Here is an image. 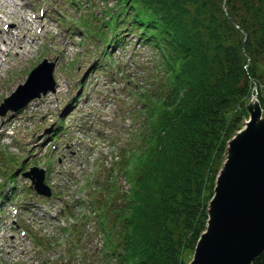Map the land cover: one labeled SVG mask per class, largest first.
<instances>
[{"label": "trees", "instance_id": "trees-1", "mask_svg": "<svg viewBox=\"0 0 264 264\" xmlns=\"http://www.w3.org/2000/svg\"><path fill=\"white\" fill-rule=\"evenodd\" d=\"M220 1L221 20L204 17L203 24L200 12L208 3H197L192 12L190 0H116L115 9L106 12L108 28L117 32L119 24L126 26L161 49L164 73L147 93L148 125L128 159L133 186L115 215L116 264H187L186 252L195 249L207 228L223 154L241 121L237 110L254 84L264 114V84L250 54L254 38L257 54L264 55V36L251 35L231 0L225 7ZM258 1L246 3L264 32V0ZM202 28L212 44L208 48ZM243 31L248 34L244 47ZM232 32L242 35L238 44L225 37ZM242 114L248 116V109ZM253 264H264V252Z\"/></svg>", "mask_w": 264, "mask_h": 264}, {"label": "rangeland", "instance_id": "rangeland-1", "mask_svg": "<svg viewBox=\"0 0 264 264\" xmlns=\"http://www.w3.org/2000/svg\"><path fill=\"white\" fill-rule=\"evenodd\" d=\"M2 1L3 0H1L0 2ZM35 1L36 7L33 6L31 8V11H29V16L34 15L36 16V18L41 19L43 23H47L50 26L48 28V31H46L42 36V40L39 41V39H37L39 44L42 41L43 43L40 44L38 50L34 53V57L30 58L27 61H24L23 66L19 65L20 67L15 69L17 72L15 70L9 71L8 78L0 83V103L5 97L9 96L16 89L18 84L24 83L26 81L28 72L34 65H36L37 62H39V60L47 57L49 59L56 60L59 64V69L56 72L58 82L62 84L65 83V81H63L64 79L67 78L69 80V88L71 87V94L69 96L70 99L75 95L80 96L82 94L88 93L87 95L93 98V105H91L90 110L98 107L99 112L103 111V114L110 115L112 112L116 113L118 110V106H120L122 108L119 113H122L123 111H129L134 118H138L139 120H142L144 122L146 114H144V112L140 110L139 105L137 104L138 101L133 102V104L131 103V100L128 98L130 97V93L128 92V89H126V87L128 86V80H131L134 86L139 85L140 87L141 85L146 86L145 90L150 89L151 84L149 82V79L150 75L152 74V65H154V62L156 60H154L153 57H156L158 50L155 49L154 51H151L150 49H141L139 47H134L133 43H130L125 48H123L124 46L118 48L116 47L111 51L113 53L111 59L107 60L105 65L109 66V70L102 69L100 72L92 74H85L86 71L84 72V70L88 67H90V70L91 68H94L95 60L96 58H99L101 48L99 47L96 38L92 37L91 34L85 29H81L80 25L84 21V19H88L89 23H92V25L102 24V19L106 17V15L104 14L106 8L114 7L115 1L75 0L81 3L80 10L76 9V5L71 4V2H69L70 0ZM220 2V0H190L189 6L192 9V12H194V7L195 5H197V3L199 5L200 3H208V7L204 8L203 12H200V19L203 24L204 17H206V19L212 18L214 20H221L220 18L222 17V15L218 11ZM254 2L257 5L260 4L258 0H254ZM247 3L246 0H231V7H234L235 10H237L238 19L245 24L247 29L251 32V35L257 32L259 33V37L261 38L264 36V32L259 31L260 19L257 16L256 11L249 10L250 4ZM259 7L262 8L261 5ZM4 10L8 11L9 9L6 8ZM23 16L26 17L25 12L23 13ZM206 23L208 24L209 20H206L205 24ZM11 24L12 26H14L13 23ZM37 24L38 23L34 24L33 26ZM46 27L47 26L44 25L41 28L46 29ZM201 31L204 35L203 41H205L208 48V43L210 42L208 40L207 30H203L202 28ZM36 37L37 36H33L35 40H32V43L27 45L30 47L31 53L27 56H25L26 53L23 54L26 59H28L29 56L33 53L31 48L36 43ZM225 37L235 44H238L242 40V35L238 32H232L231 34L227 33ZM251 41L253 44L250 51V54L253 58L252 63L253 66H255L258 75L261 76L262 83L264 84V55L262 53L257 54V52L259 51V43L255 41L254 38H252ZM210 45L212 44L210 43ZM211 50L212 49L206 50V55L208 58L209 56H212ZM11 53H13V51ZM7 60L9 61V58H7ZM14 65L15 64L12 63V67ZM120 65L124 71V74L118 73L117 77L113 76L112 72H115L116 68ZM12 67H10L9 69H11ZM153 73H159L158 69L154 68ZM122 75L126 76V78H122ZM3 76L5 75L1 76V80ZM213 82L214 79L212 80V83ZM241 84H243V82ZM139 87H137V91L141 92ZM253 96L254 91L252 88V93L250 94L248 100L245 102L244 107H239L237 110L238 113L239 111H241L242 115L240 124H238L240 128L238 127V129L232 133L231 138L228 140L227 149L223 154L224 163L229 153L230 141L237 135V133L241 130L243 124L245 125V121L249 118V110L248 116L242 114V110L244 109L246 111L248 109V104ZM63 100L64 99H62V101ZM46 108H49L50 110L53 109L52 106H47ZM237 112L234 113V115L237 114ZM40 117L41 114H36L30 121L26 120L29 126H33L34 130L30 131L28 128H20L19 137L24 141L22 143L23 146H27L28 144L36 140V132L38 128L44 129L46 126H48V124L44 123H41L39 127L36 126ZM21 119L22 121H25L23 120L24 118ZM59 120L60 125L64 126V129H66L67 119H65L64 117H59ZM4 121H6L5 118H0V122ZM136 129H138L137 126ZM61 140L62 137L60 135L56 134L54 136V142H60ZM3 150L8 151V149L5 148L4 144H0V154L4 153ZM38 151L39 149L37 148L36 150H28L25 154L21 155L7 154L5 156V160H2V164L0 165V175L3 176L5 180L10 179L14 183V186H16L17 189L21 190V192L19 193L20 198L27 197L26 190L24 189V180L21 175L16 176L14 173L21 167L30 153L32 158H36L35 155ZM12 153L14 154V152ZM35 163L53 165L54 159L51 154L48 153L45 156V159L41 158L39 162L35 161ZM223 167L220 168L218 175ZM0 188L3 191L5 189L4 184L0 183ZM121 194L122 193L118 191V193L115 192L112 197L119 201L122 200ZM213 197L210 199V202ZM2 199L3 195H0V201ZM115 215L116 213L114 211H110L108 215L111 219L110 226L113 223V218L115 217ZM115 232L117 233L116 229ZM119 241L120 237L117 236L114 245L107 246V249H111V251L117 250V244L119 243ZM196 247L197 245L195 246V249L193 251L186 252L189 255L187 257V264L192 263L196 252ZM95 255H97L95 259V261H97V264H102V261H105L106 264H111L114 262L113 259H111L114 255H105V252H97L95 253Z\"/></svg>", "mask_w": 264, "mask_h": 264}, {"label": "water", "instance_id": "water-1", "mask_svg": "<svg viewBox=\"0 0 264 264\" xmlns=\"http://www.w3.org/2000/svg\"><path fill=\"white\" fill-rule=\"evenodd\" d=\"M226 1L223 0V7ZM243 34L244 47L248 34L245 31ZM28 83L19 88L15 96L32 86L30 81ZM254 86L257 88V84ZM49 87L46 84L40 90L46 91ZM40 90L31 89L24 103L39 96ZM23 101L8 103L3 112L7 108H18ZM254 103L256 111L251 108ZM248 110L252 115L247 128L230 141L229 153L210 202L207 229L199 239L191 264H253L255 257L264 252V121L262 128L255 129L258 117L263 115L256 95L249 102ZM33 174L39 177L38 186L43 189V173L35 169Z\"/></svg>", "mask_w": 264, "mask_h": 264}, {"label": "bare ground", "instance_id": "bare-ground-1", "mask_svg": "<svg viewBox=\"0 0 264 264\" xmlns=\"http://www.w3.org/2000/svg\"><path fill=\"white\" fill-rule=\"evenodd\" d=\"M24 7L27 8V5L20 3L18 0H3L2 2H0V21H3V19H2V16L3 15L8 16V18H11V17H20L21 20H22V23H24V24L30 23L31 29L28 28V30H33V28H34V26H33L34 25V21H36V20L35 19H33V20L28 19L27 17H24L23 14H21V16L18 15L19 8L20 9H24ZM1 8H3V9L8 8L9 9L8 14H6V10L3 11V10H1ZM6 22L7 21H5L3 23V25ZM37 23H39V22H37ZM16 29H18V28L16 27ZM10 32H11V35L13 37H17L19 35L18 33L15 34V32H12V30ZM0 34H1L0 37L3 40V43L5 45L4 47H2L0 45V78H1L2 75H5L6 76V73L5 72H7V70L11 67V66H9V62H7L8 61L7 60L8 57H6V55H8L12 51H14V53L17 54V55H19L20 53H23V54L26 53L25 56H27L28 54L31 53V50H30V47L29 46H27V45L26 46L19 45L21 43H17V41H13L9 36L4 37L3 36V33H2V30H0ZM32 40L34 41L35 39L32 37ZM5 76H3V78ZM60 91H62V90H59V92ZM251 108L253 109V111H256L257 110L256 104L255 103L252 104V107ZM251 112H252V110H251ZM251 112L249 113V118L245 121V125L241 128V133H243L244 130L248 126L249 120L251 119V115H252ZM262 121H264V115H262L261 117H258V119H257V121L255 123V129L256 128L258 129L260 127L262 128ZM209 209H210V206H209Z\"/></svg>", "mask_w": 264, "mask_h": 264}]
</instances>
